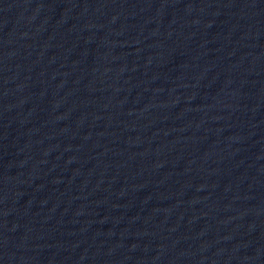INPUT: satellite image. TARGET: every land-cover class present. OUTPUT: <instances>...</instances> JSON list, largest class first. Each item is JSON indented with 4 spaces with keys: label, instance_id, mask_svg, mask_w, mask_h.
I'll return each instance as SVG.
<instances>
[{
    "label": "water",
    "instance_id": "water-1",
    "mask_svg": "<svg viewBox=\"0 0 264 264\" xmlns=\"http://www.w3.org/2000/svg\"><path fill=\"white\" fill-rule=\"evenodd\" d=\"M89 264H264V0H134Z\"/></svg>",
    "mask_w": 264,
    "mask_h": 264
}]
</instances>
